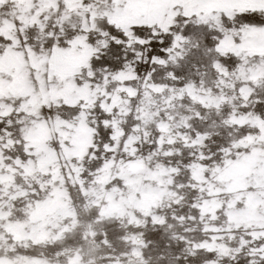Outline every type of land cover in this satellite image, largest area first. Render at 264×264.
Wrapping results in <instances>:
<instances>
[{
	"label": "snow or ice",
	"instance_id": "6c2138e0",
	"mask_svg": "<svg viewBox=\"0 0 264 264\" xmlns=\"http://www.w3.org/2000/svg\"><path fill=\"white\" fill-rule=\"evenodd\" d=\"M152 2L0 0V61L23 57L32 88L20 98L0 96V264H264V183L237 190L235 211L254 208L257 224L233 227L229 196L209 224L200 208L210 197L193 187L190 170L255 156L254 176L264 181V0H158L167 8L162 17L139 13ZM73 48L87 63L72 76L53 74L55 54ZM4 79L12 82L0 73ZM69 89L78 102H69ZM84 92L96 99L79 98ZM117 96L122 106H114ZM153 97L164 104L150 108L153 134L146 141L148 129L141 133L129 155ZM172 124L180 136L164 134ZM37 125L54 130L47 153L29 138ZM81 128L92 142L68 168L62 158L80 149L63 133ZM53 153L62 179L51 165L29 174ZM136 162L176 170L171 191L188 211L177 203L143 226L106 217L108 201L97 193L103 186L119 200L127 186L115 165ZM110 166L112 179L102 185ZM173 226L180 232L169 235Z\"/></svg>",
	"mask_w": 264,
	"mask_h": 264
},
{
	"label": "rangeland",
	"instance_id": "374dc122",
	"mask_svg": "<svg viewBox=\"0 0 264 264\" xmlns=\"http://www.w3.org/2000/svg\"><path fill=\"white\" fill-rule=\"evenodd\" d=\"M73 7H75V5H73ZM138 11L143 15L162 17L164 12L167 11V8L159 3L158 0H154L152 3H144ZM86 63V53H78L75 48L66 52L58 51L51 63V71L53 74L61 76V78L64 76H72L78 73L81 66ZM33 66L41 73L45 71L43 62H34ZM0 73L12 77L11 83H9L7 79L0 80V96L20 98L31 93V81L29 80V74L25 67L23 57L9 56L0 61ZM67 96L69 97V102H78L77 97L72 96L71 89L67 91ZM78 96L79 98L96 99L94 94H89L87 92L80 93ZM114 106H122L119 96L116 97ZM123 106L127 107V104ZM163 107V102L158 101L155 97L151 98L150 106L149 103L144 104L146 123H142L136 135L132 137V141L127 143L125 151L129 155H135L133 145L140 142L141 133H145V130L148 129L147 134L143 137L146 141L148 136L153 134L150 130L154 123V116L149 114L150 108H160L162 110ZM36 108L38 109V105ZM9 111V109H5L4 115H8ZM114 126L117 128V139L122 140L124 137L123 130L119 128L118 124ZM173 129H176V136H180V131L175 124H172L170 128L163 129L164 134L170 135ZM55 131H60V129L57 128ZM29 138L38 146V150L47 153L48 141L55 138L54 130L45 125H37L35 128L29 130ZM63 138H71L80 149L78 152H67L66 156L62 158L68 161L67 167L72 168L71 157L75 155L82 159L84 152L87 150V146L92 142V136L86 128H81L76 130L69 129V131L63 133ZM160 143L161 146H163L162 142ZM192 148L194 149L195 154V152L201 151L203 143L198 142L192 145ZM257 164L258 161L255 156L249 158L241 156L235 162H228L223 168L217 166L210 170L198 162L193 165L190 170L193 173V179L197 181V184L193 187H202V191L206 192L208 197H210L209 199H204L203 206L200 208L203 217L211 214L212 219L207 221L209 224L213 222V219L216 218L217 211L222 207L224 196H229L232 199L233 213L231 215V220L233 227L237 225L251 226L259 222V217L255 214L254 208L252 212L235 211V203L240 199V196L237 195V190L247 189L248 184L251 182H254L258 187L264 183V181L255 178V176L260 175V173H257L256 171ZM49 165L54 166L57 178L62 179L60 176V165L57 162L54 153L48 155V157L40 164L36 165L35 168H30L29 174L31 175L33 171L46 173ZM115 167L120 169V175L124 179L127 191H125L120 199L117 200L115 198L117 194L105 193L103 186H101L97 195L99 200L108 201L107 207L101 206L106 217H122L132 225L139 224L143 226L149 216H157L159 211L167 212L174 204L183 203V211H188L187 201H177L176 194L171 191L172 185L175 183L173 172L176 170H168L164 168L163 165L149 169L144 162L124 165L117 163ZM209 171H211V178L206 179L205 173ZM8 179L9 182H11V178ZM111 179L112 169L110 166L109 169L105 170L102 185L107 184ZM251 199L255 201L257 198L252 197ZM197 204L199 205V201ZM91 214L92 213L90 212L89 215ZM159 220L160 218L158 217L156 222L158 223ZM187 223L188 220H177V224L183 225ZM125 231L131 236L135 229L125 228ZM179 232L180 228L173 226L169 230V235ZM139 239L140 238L137 237V242H139ZM121 247H123V245H121ZM99 251L103 250L98 249V252ZM97 264H101V262L98 260Z\"/></svg>",
	"mask_w": 264,
	"mask_h": 264
}]
</instances>
